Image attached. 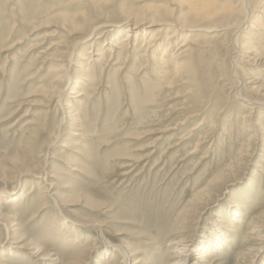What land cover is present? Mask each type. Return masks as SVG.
Returning a JSON list of instances; mask_svg holds the SVG:
<instances>
[{"label":"rangeland","instance_id":"1","mask_svg":"<svg viewBox=\"0 0 264 264\" xmlns=\"http://www.w3.org/2000/svg\"><path fill=\"white\" fill-rule=\"evenodd\" d=\"M96 1L102 5L0 0V264L2 258L4 264H73L78 249L91 246L97 248L84 264H118L117 255L104 254L100 231L80 227L91 223L131 255L130 264H173L171 228L184 217L194 242L215 226L227 238L228 245L202 264H264V224L253 234L245 227L264 208V106L250 110L242 100L264 101L259 85L255 92L246 85L252 74L264 82V50L252 67L234 46L239 33L179 31L171 51L188 37L191 50L179 60L191 64L180 76L172 71L157 77L152 86L149 67L141 70L138 60L123 68L107 63L103 52L114 39L97 40L106 26L81 40L91 25L123 18L95 10ZM128 2L134 12L158 4ZM89 15V27H70ZM168 20L154 29L162 45L179 26ZM90 57L104 73L71 86L84 93L80 104H73L75 91L68 87L62 93L50 89L59 72L81 76ZM68 103L78 113L81 138L66 126L54 134ZM236 204L243 206L238 218L229 214ZM12 219L16 226L6 224Z\"/></svg>","mask_w":264,"mask_h":264},{"label":"bare ground","instance_id":"2","mask_svg":"<svg viewBox=\"0 0 264 264\" xmlns=\"http://www.w3.org/2000/svg\"><path fill=\"white\" fill-rule=\"evenodd\" d=\"M151 1L158 2V4L157 5L150 4L149 6H146L149 10L147 11L142 10L143 12H134L132 10L131 3L128 2V0H121V1L115 0L113 3L110 2L109 0H102V5L100 6L99 4H97V1L95 2L96 4L92 3L93 8H95V10L99 9L101 11H104L102 12V14L104 13L107 16H111V17H115L118 15V17L122 16L123 18L120 19L119 21H112L110 23H105L103 25L98 23H96L94 26L91 25L90 29L88 28L89 29L88 32L81 38V40L82 41H84L85 39L87 40L92 36V34L98 28L102 26H106L105 27L106 31L102 32L99 35V37H97V40L101 38L104 39L105 36H107L109 39L112 38L114 39L112 40V42L109 43V47H106V50L103 52V54H105V60H107V63L110 64V66H116L118 63H120L119 64L120 68H123V66H125L126 64H129L131 62L134 63L136 60H138L140 62L141 70L144 68V66L149 67L148 68V73L150 77L149 84L152 86L156 84L157 77L165 78L166 77L165 75L171 74L172 71L177 72V76H178L179 75L178 72L179 73L182 72L181 69H183L184 71V67H188V65L191 64L190 60H186V59L179 60L180 56L182 57V55H185L187 52L191 50L187 45L188 37H185L183 39L184 40L182 42L183 44L180 45V47L176 48L175 51L173 52L171 51L170 48L172 42L171 40L176 36V32L179 31H183V30L191 31L196 29V30H202L206 33L215 32V34H217L218 37L225 36L226 34L229 33V31H234L233 33L235 32L239 33L237 35L235 34L236 37L234 38V46L237 49L242 50V52L246 55L245 57H243L244 61H246V64L248 65L250 64L249 66H252V64L253 65L256 64L257 58L263 55L261 51L264 50V26L262 24V22H264V5L262 3L264 0H151ZM260 4L262 6L259 7ZM89 12L91 14V11ZM253 12L257 14L255 16H252ZM168 18H172V19L174 18L175 22L179 23V26L175 27L177 29L176 31L173 30L171 33H169V35H167L164 38V43H163L164 46H163L162 43L161 44L159 43L160 31L159 30L154 31V29H156V26H160V25L162 26L164 24L169 25ZM77 19L78 18H76V20ZM83 19L84 21L82 22H76L75 20L70 21L72 23V25L69 24L71 25L70 27H73L74 30H83L86 27H89L91 21V15ZM146 24L148 25L147 27L146 26L143 28L141 27ZM187 25H189L188 26L189 29L186 27ZM139 27L140 30L138 29ZM144 28L149 29V31H147L146 33L144 31ZM122 32L123 33L127 32L125 33L124 39L122 38L124 34L121 37H119V35ZM243 34L249 35V37L245 38L244 40H240L241 37L239 36ZM141 35H143V38L141 37ZM147 35L148 37L146 38ZM129 37H133L132 44L131 43L126 44V42H128L129 40ZM251 39L252 40L256 39L257 42L256 46L251 45L252 42ZM139 41L140 42L143 41V43L137 48L136 46H138ZM54 44L57 45L58 43L57 44L54 43ZM92 45L93 43L91 44V46ZM160 46H163V51L161 54H160ZM66 49L69 51L68 48ZM239 53L241 52L239 51ZM67 54H69V56L66 55V57H69V60H71L74 56V53H72V51L68 52ZM62 55L63 53H61V56ZM97 56L102 58L103 57L102 52L100 55ZM98 65L99 64L96 61H94V59L91 60L90 57L85 61L83 67L82 66L80 67L81 69L80 74L82 73L81 76L79 75V73H77L78 75L72 77L73 78L72 79L68 74H66L67 71L65 73L59 72L56 74V77H54V79L52 80L54 82L52 83L49 82V84L51 83L49 87L50 89L57 90V92H61V93L67 87L69 88V91L70 90L75 91L74 89H71V86L73 85L75 86L79 84L78 83L79 80H83V82L86 83L88 82V79L90 77H95V76L103 77L102 75L104 73V69L103 67H101V65L99 68ZM259 77L260 76L258 74L257 75L252 74L249 78H247L248 82L246 83V85L247 84L250 85V87L248 86V90L255 92L258 89V87H256L258 85L259 88H262L260 90L262 91L264 90V82H262L261 80L262 78ZM189 80L190 79H188L187 81ZM62 82L64 84L63 86H61ZM70 93L74 94V97L72 98L73 104H80L81 99H83L84 93H82L81 91H75ZM261 96L264 97V94H262ZM242 100L243 103L245 104V107L250 108V110H258L259 106H264V101H258V100L250 101L244 98ZM67 106H68L67 115L65 111H63V107H61V112L63 111L64 113H62L63 114L62 117L59 120H57V122H55L54 134L56 132L60 133L61 129L64 126H66V128H69L70 130L73 131L72 134L74 136L81 138L83 136L82 134L84 133V130H81L78 113H76V110L72 108V105H70V103H68ZM246 122L247 121H245V124ZM10 192L13 193V188L11 189ZM89 201L92 200L89 199ZM38 206L41 207L40 205ZM241 207L243 206L236 204L235 209L229 212L231 217L238 218L239 210H241ZM247 212H245V214ZM63 220H65V218H63ZM13 223H14L13 219L6 222V224H12V227L16 226ZM263 224H264V208L261 212L256 213L253 218L249 219V221L247 222V226L245 227L246 230L250 232L248 234H253L255 231L258 233L259 228ZM72 226H74V224H72ZM81 226L83 228L90 227L95 229L96 231H100L101 242H102L100 244L102 246V249L104 250V254L107 253H108L107 255L111 254L110 256H113V254L117 255V257L115 258H118L117 259L118 264H130L129 258L131 255L125 252L120 247L113 245L102 234L101 226L92 223L89 225H80V227ZM208 233L209 232H207V234ZM244 235L245 238L249 240L250 237H248V235L246 234ZM192 237L193 236L191 231V225L186 217L182 219H178L176 222H174L171 228V236L169 238L170 242H168L169 243L168 251L172 252L175 258L173 264L206 263L210 254H212L213 252H220L228 245L227 238L225 237V235L222 234V230H220L218 226H215L213 230H211V232L208 234V236H203L202 241L199 243L194 242ZM242 247L243 248L241 249V253L243 254V252L247 251L245 249L247 246H242ZM96 248L97 247L95 246H91L87 250H85L86 248L78 249V252L72 258L73 264H84L88 258L89 252L95 250ZM34 250L39 251L40 249L34 248ZM43 255L44 257H49V253H44ZM133 261L134 262L132 264H140V260L138 259H134ZM6 262L7 260L5 258L1 259V263L4 264ZM94 262L96 263V261Z\"/></svg>","mask_w":264,"mask_h":264}]
</instances>
